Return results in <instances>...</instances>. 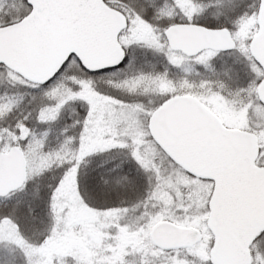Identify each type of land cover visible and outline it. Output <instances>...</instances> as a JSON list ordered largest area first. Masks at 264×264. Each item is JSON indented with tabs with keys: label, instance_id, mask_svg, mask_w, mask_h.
<instances>
[{
	"label": "snow or ice",
	"instance_id": "obj_1",
	"mask_svg": "<svg viewBox=\"0 0 264 264\" xmlns=\"http://www.w3.org/2000/svg\"><path fill=\"white\" fill-rule=\"evenodd\" d=\"M0 264H264V0H0Z\"/></svg>",
	"mask_w": 264,
	"mask_h": 264
}]
</instances>
